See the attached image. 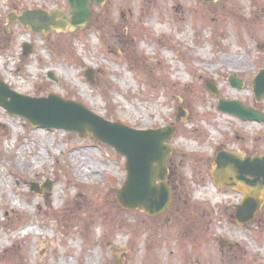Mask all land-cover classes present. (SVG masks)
<instances>
[{
	"label": "rangeland",
	"instance_id": "1",
	"mask_svg": "<svg viewBox=\"0 0 264 264\" xmlns=\"http://www.w3.org/2000/svg\"><path fill=\"white\" fill-rule=\"evenodd\" d=\"M89 8L86 26L39 35L9 16L41 10L66 22L65 0H0V82L31 98L53 93L136 130L172 128L175 211L148 221L121 209V156L0 107V264H264V192L253 221L239 226L232 216L241 196L210 174L219 151L264 155V125L217 111L206 89L264 113L251 91L264 68V0H104ZM35 227L40 233L21 235Z\"/></svg>",
	"mask_w": 264,
	"mask_h": 264
},
{
	"label": "water",
	"instance_id": "2",
	"mask_svg": "<svg viewBox=\"0 0 264 264\" xmlns=\"http://www.w3.org/2000/svg\"><path fill=\"white\" fill-rule=\"evenodd\" d=\"M212 3L215 0H200ZM104 0H66L70 16L66 22H55L57 14L44 11H25L17 20L37 34L48 33L51 29H63L68 25L79 29L87 25L90 15L89 4L101 5ZM23 54L27 56L31 48L22 45ZM48 77L53 80L51 74ZM85 78L91 84L93 72L88 70ZM231 86L240 88L241 83L230 78ZM253 94L256 101L264 98V70L253 81ZM207 89L218 97L216 88L207 85ZM0 107L9 115L18 116L31 126L46 130L74 132L79 138L89 136L112 148L125 159V181L116 190V201L124 210H142L150 217L164 213L170 202L171 194L167 178L166 158L174 152L168 145L173 135L171 128L159 130H136L119 122L108 121L96 115L82 104L63 100L49 94L46 98H31L11 91L0 82ZM217 110L234 115L245 121L264 123V114L252 108H244L237 101L218 99ZM181 113V110H179ZM179 114L178 117H180ZM240 154L220 152L216 155L212 177L215 184L236 189L243 194V200L237 206L235 220L244 224L253 220L262 202L260 193L264 190V155L262 157L241 159ZM31 188L37 191L35 184ZM49 188V186H48ZM222 246L225 242L220 240Z\"/></svg>",
	"mask_w": 264,
	"mask_h": 264
},
{
	"label": "bare ground",
	"instance_id": "3",
	"mask_svg": "<svg viewBox=\"0 0 264 264\" xmlns=\"http://www.w3.org/2000/svg\"><path fill=\"white\" fill-rule=\"evenodd\" d=\"M178 7H180L179 5H177ZM231 62H234V63H237L238 61H236V60H230ZM31 232H38V233H40L39 232V230H38V227H35V228H28L26 231H24L23 232V234H21V235H26V234H28V233H31ZM61 264H63V263H61Z\"/></svg>",
	"mask_w": 264,
	"mask_h": 264
},
{
	"label": "trees",
	"instance_id": "4",
	"mask_svg": "<svg viewBox=\"0 0 264 264\" xmlns=\"http://www.w3.org/2000/svg\"><path fill=\"white\" fill-rule=\"evenodd\" d=\"M175 203H173V205L170 207L168 213L166 215H168L171 211H175Z\"/></svg>",
	"mask_w": 264,
	"mask_h": 264
}]
</instances>
